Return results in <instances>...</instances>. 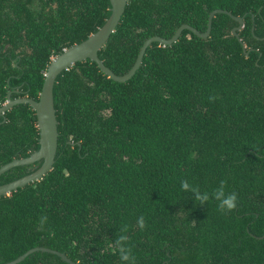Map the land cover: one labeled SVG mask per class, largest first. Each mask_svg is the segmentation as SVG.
Returning a JSON list of instances; mask_svg holds the SVG:
<instances>
[{
	"label": "trees",
	"instance_id": "1",
	"mask_svg": "<svg viewBox=\"0 0 264 264\" xmlns=\"http://www.w3.org/2000/svg\"><path fill=\"white\" fill-rule=\"evenodd\" d=\"M57 75V150L40 179L0 196V263L43 246L78 264H122L114 240L124 225L135 264H264V0H127L98 56ZM110 14L109 0H0V105L38 99L50 60L86 39ZM3 118H5L4 121ZM35 111L19 103L0 115V166L39 147ZM14 166L0 184L37 169ZM201 193L220 181L238 194L218 211ZM143 216L146 227L138 226ZM46 218V220L44 219ZM16 264H70L34 251Z\"/></svg>",
	"mask_w": 264,
	"mask_h": 264
},
{
	"label": "water",
	"instance_id": "2",
	"mask_svg": "<svg viewBox=\"0 0 264 264\" xmlns=\"http://www.w3.org/2000/svg\"><path fill=\"white\" fill-rule=\"evenodd\" d=\"M109 2L110 14L106 18L102 26H100L96 31L89 34L86 39L63 49L60 53H58L50 60L44 74V80L38 99H33L28 96L11 98V92H8L6 102L0 105V115H3L5 111L9 110L16 104L28 103L35 111L37 118V127L39 130V147L25 157L15 158L1 165L0 175L14 166L32 164L35 161L42 160L41 165L34 171L12 181L0 184V196L7 195L11 191L16 190L18 187H22L27 183L40 179L47 171L52 168L57 150L58 138L57 119L53 103V85L57 75L60 74L63 70H67L77 61L89 59L90 61L95 62L99 69L109 78L118 82H123L128 80L140 67L146 48L152 42H158L162 45H171L172 43L177 41L183 29H189L195 35L205 38L210 33L211 21L216 13L228 14L234 20L238 21V25L232 28L233 34L238 39L239 35L237 33V30L241 29V27L243 26L242 16H235L231 12L220 8L213 9L208 15L207 28L203 33L199 32L196 28L192 27L189 24H181L170 38H164L157 35L151 36L147 38L141 45L137 57L131 68L125 74L117 75L107 66H105L103 61L98 56V50L105 44L110 34L115 30L116 25L118 24L125 10L127 0H109ZM4 120L5 118H3L2 121ZM38 250L54 253L61 257V259L66 261L67 263L78 264L72 261L63 252L43 246L32 247L16 258L0 264H16L22 261L30 253Z\"/></svg>",
	"mask_w": 264,
	"mask_h": 264
},
{
	"label": "clouds",
	"instance_id": "3",
	"mask_svg": "<svg viewBox=\"0 0 264 264\" xmlns=\"http://www.w3.org/2000/svg\"><path fill=\"white\" fill-rule=\"evenodd\" d=\"M6 102V101H5ZM227 182L222 180L213 191L201 193L198 186H194L190 189L189 182L187 180L181 181V188L184 191L195 192V200L199 201L202 205L209 200H215L218 202L217 208L221 213H227L234 210L237 206L238 194L235 192L226 191ZM46 220V218H44ZM138 226L141 230L146 227L145 219L143 216L138 219ZM129 231V226L124 225L119 231L116 239L114 240L115 249L119 254L122 264H135L136 257L133 252V248L129 244V237L126 234Z\"/></svg>",
	"mask_w": 264,
	"mask_h": 264
}]
</instances>
